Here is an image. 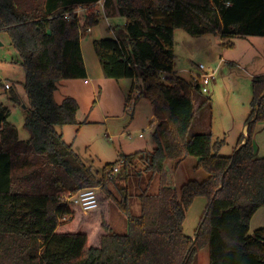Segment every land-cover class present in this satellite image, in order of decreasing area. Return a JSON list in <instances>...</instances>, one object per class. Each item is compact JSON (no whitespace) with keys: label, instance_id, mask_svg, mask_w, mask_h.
<instances>
[{"label":"trees","instance_id":"obj_1","mask_svg":"<svg viewBox=\"0 0 264 264\" xmlns=\"http://www.w3.org/2000/svg\"><path fill=\"white\" fill-rule=\"evenodd\" d=\"M100 1L0 0V34L17 52L29 105L23 125L29 140L22 141L10 110L0 104V264H196L204 248L209 264H264V229L249 234L253 216L264 208V157L254 144L256 126L264 124V76L253 80L247 140L242 145V135L229 157L220 154L224 141L192 134L191 79L163 78L174 70L176 30L221 40L264 38V0H116L124 38L95 41V53L105 78L141 80L139 95L152 104L157 124L151 150L120 154L94 174L57 131L77 125L79 104L70 97L58 104L54 94L62 81H87L75 12L88 10L84 24L91 28L99 23ZM8 98L22 103L13 87ZM209 102L202 101V111ZM188 157L198 159L196 169L208 178L178 191L169 183L168 164L177 169ZM118 165L126 175L121 201L109 190ZM133 180L146 181L136 194L129 191ZM99 187L94 210L61 202L63 195ZM198 198L208 205L194 239L184 221ZM112 201L126 217L125 235L112 232Z\"/></svg>","mask_w":264,"mask_h":264},{"label":"rangeland","instance_id":"obj_2","mask_svg":"<svg viewBox=\"0 0 264 264\" xmlns=\"http://www.w3.org/2000/svg\"><path fill=\"white\" fill-rule=\"evenodd\" d=\"M107 14L100 9L99 23L91 27L92 33H85L88 26L80 29L81 49L89 85L84 83V79L62 81L54 94L58 104L67 97L78 102L77 125L59 127L57 131L63 135L67 144L73 146L74 151L94 174H101L106 165L116 163L120 154L129 155L151 150L152 134L156 127V125L152 127V104L146 97L139 95V90H142L141 80L134 79L136 82L133 84L131 79L117 81L107 79L103 74L95 53L94 42L124 38V31H120L124 25L120 16L110 17ZM82 20L81 17L80 21ZM111 30H116L117 33L114 34ZM174 42L176 59L174 74L171 75L174 80L181 77L190 81L191 74L200 72L198 66L201 64L209 69L211 74L214 72L212 82L208 86L209 94L196 95L191 91L196 111L192 129L196 131V125L201 128L200 117L203 116L200 105L204 99H210L206 117L203 118L206 122L200 132H211L214 141H224L225 145L220 154L229 157L235 151L243 135L242 128L253 109V80L264 76V38L237 37L221 41L220 37L213 35L192 37L183 30H176ZM0 44V104L10 110L9 122L17 127L19 138L28 141L29 134L23 127L24 110L29 108L23 87L25 72L7 34H0ZM165 77L164 74V80ZM5 84L11 85L20 95L22 98L20 105L16 106L10 102L9 91L3 88ZM23 105L26 109H23ZM205 126L208 127L207 132H204ZM140 135L143 137L140 138ZM254 144L257 154L259 150L260 154H264V135L254 137ZM197 163V158L188 157L177 169H173L174 171L168 164L170 185L179 191L190 181H205L208 175L203 170L196 169ZM116 167L120 171L115 175L116 184L109 185V190L116 200L121 201L125 194H122L123 189L120 190L118 185L123 187L126 175L121 166ZM141 183L143 187L146 185L144 180L136 183L133 180V187L130 186L129 191L136 194ZM97 189L98 193L103 191L101 187ZM156 190L155 186L151 192ZM132 203V211L138 215L140 205L136 201ZM207 205L206 198H198L187 211L184 232L188 237L195 239ZM66 222L69 220L62 221ZM110 222L112 232L119 235L127 234L126 217L115 201L110 202ZM196 264H209L207 248L199 251Z\"/></svg>","mask_w":264,"mask_h":264},{"label":"built area","instance_id":"obj_3","mask_svg":"<svg viewBox=\"0 0 264 264\" xmlns=\"http://www.w3.org/2000/svg\"><path fill=\"white\" fill-rule=\"evenodd\" d=\"M80 10V9H79ZM77 10L75 13L77 14L79 20H81V14L80 11ZM66 19H69L68 17H66ZM82 22L80 21V29L84 26L81 25ZM91 32V28L87 27L85 29V33L89 34ZM198 70L200 71L197 74H193L191 76V84H192V88L193 91L195 92V89L198 87L200 94L204 95V94H209L208 91V86L211 84L212 79H213V73H210L211 71L209 69H207L204 65H199L198 66ZM85 83H87V81H85ZM12 86L9 84H5L4 85V90L9 91L11 90ZM128 110H131L129 108H127ZM143 135H140V138H142ZM119 172V168L116 167L113 171V174H116ZM97 195H98V189H84V190H80L78 191L76 194H68V195H63L61 198V202L63 204H72L75 206L80 207L83 211L88 212L91 210H94L97 208L98 206V199H97Z\"/></svg>","mask_w":264,"mask_h":264},{"label":"crops","instance_id":"obj_4","mask_svg":"<svg viewBox=\"0 0 264 264\" xmlns=\"http://www.w3.org/2000/svg\"><path fill=\"white\" fill-rule=\"evenodd\" d=\"M116 5H117V1L116 0H111V1H107V0H101L96 6H95V9H96V11L100 14V9L105 13H108L107 15L108 16H110V17H117V16H120L119 15V12H118V9L116 8ZM79 10V9H78ZM80 14H81V17L83 18V20L81 21L82 22V26H84V22L86 21V18H87V16H88V10H86V9H83V8H80ZM119 18H121V20H122V22H123V24L125 25V18H123V17H119ZM124 25H123V28H124ZM85 26H87V25H85ZM112 27V26H111ZM122 28V30L120 29V31L122 32L124 29ZM92 30V29H91ZM116 31V30H115ZM115 31H113V30H111V32L112 33H117V32H115ZM90 33H92V31L90 32ZM89 33V34H90ZM87 34V33H86ZM221 41H223V40H221ZM82 50V49H81ZM174 73L172 72V73H168V74H165V76L166 77H168V78H171L172 76L171 75H173ZM167 75H169V76H167ZM193 74H191V76H192ZM135 82H136V80H133V84H135ZM84 83H85V81H84ZM86 85L88 84L89 85V83H85ZM19 97H20V95H19ZM21 98V97H20ZM64 100V99H63ZM21 102H22V98H21ZM27 104H28V101H27ZM23 109H26V107H25V105H23ZM207 109V108H206ZM206 109H204L203 111H202V115L201 116H203V117H200V118H202L201 119V128H198L199 126H197L196 125V127H197V129H196V131H194V129H192V134H199V133H203V132H200L201 130H203V124L206 122L204 119V117H206V114H207V110ZM25 111L26 110H24V117H25ZM204 118V119H203ZM151 121H152V123H153V125H152V127L154 126V125H156L157 124V120H156V118L154 117V115H152L151 116ZM199 125V124H198ZM195 127V128H196ZM206 128H205V131L204 132H207V129H208V127L207 126H205ZM152 131H153V129H151ZM209 133H211V132H209ZM242 134L245 136V139L243 140V142H242V145L246 142V140H247V137H248V134H247V125L245 124L244 125V127L242 128ZM264 135V124L263 123H260L259 125H258V130H257V132H256V135H255V138H257L258 136H263ZM238 146V145H237ZM237 148V147H236ZM260 152H261V150H259V152H258V156L259 157H264L263 155L264 154H260ZM169 166L171 167V169H172V171H174L175 170V167H174V164H172V163H169ZM174 169V170H173ZM258 229H264V208H261V209H259L256 213H255V215L253 216V218H252V220H251V222H250V232H249V234L251 235V234H253L256 230H258Z\"/></svg>","mask_w":264,"mask_h":264},{"label":"water","instance_id":"obj_5","mask_svg":"<svg viewBox=\"0 0 264 264\" xmlns=\"http://www.w3.org/2000/svg\"><path fill=\"white\" fill-rule=\"evenodd\" d=\"M1 45V44H0ZM118 187L120 188V190L125 188V185L123 184V187H120V185H118Z\"/></svg>","mask_w":264,"mask_h":264}]
</instances>
